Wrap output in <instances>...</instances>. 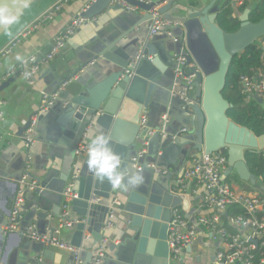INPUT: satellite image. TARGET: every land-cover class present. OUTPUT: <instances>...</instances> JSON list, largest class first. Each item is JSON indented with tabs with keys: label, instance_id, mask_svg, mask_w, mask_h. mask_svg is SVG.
Returning <instances> with one entry per match:
<instances>
[{
	"label": "water",
	"instance_id": "95a60500",
	"mask_svg": "<svg viewBox=\"0 0 264 264\" xmlns=\"http://www.w3.org/2000/svg\"><path fill=\"white\" fill-rule=\"evenodd\" d=\"M37 1L40 0H0V6L7 5L9 14L19 19ZM88 1L90 2L82 16L90 19L108 9H124L119 4H112L111 0ZM127 1L144 10L146 14L137 16L136 12H126L128 24L133 22L128 33L111 41L104 40L101 50H92L89 58L90 60L101 55L115 66H111L106 76L95 86L90 87L84 82L75 94L70 90L62 91L54 105L39 116L38 138L44 136V140L51 143L53 149L61 148L62 162L59 167L56 163L57 167L51 169L44 178L31 173V177L41 183L44 189L27 190L24 195L25 202L19 212V218L27 213L36 217L47 216L45 210L39 211L41 206L48 209L53 208L52 204L60 206L65 188L72 182V192L78 194V197L71 201V210L79 216L77 231L81 234L88 232L96 244L93 252L88 253L86 259L83 257V264H92L94 251L106 236L104 228L109 220L115 194L124 197L123 211L127 227L120 243L107 244L103 264H169L170 250L167 238L172 211L182 206L184 211H188L187 216L191 215L188 195L173 193L168 187L167 175H163L168 184L164 190L152 181L122 191L114 190L107 182L100 183L95 180L87 170V153L79 157L76 154L85 133L88 138L92 131L99 128L111 138V146L124 163L131 166V156L140 143L141 116L145 113L150 116L148 110L154 104L155 94L162 89V95L166 93L170 103V121L174 117L171 107L178 101L181 119L185 121L182 127H188L186 133L180 134L182 127L172 130L169 121L166 137H160L158 134L153 136L155 138L152 137L149 143L150 154L156 156L159 162L162 159L163 166L167 169L179 167L192 154L201 151H226L229 165L226 175L235 172L241 180L256 185L257 179L250 172L246 162V152L264 151V133L257 135L248 127L232 120L228 116L232 104L223 95L234 56L264 38V18L256 23L251 22V7H247L238 16L241 22L239 29L226 32L218 24L217 17L227 0ZM155 6H158L159 13L172 25L166 27L161 34L152 36L149 33L142 42H125L132 28L144 22L148 25L151 23V10ZM12 26L7 29L0 27V37ZM169 29L171 35L164 32ZM176 29L181 32L176 33ZM175 38L179 40L175 41ZM170 40L180 46L172 53ZM137 44L140 47H137ZM183 46L187 62L194 60L199 68L194 81L196 90L194 96L190 97L194 103L191 104L171 96L170 88L174 78L171 84L164 82V73L170 67H173V70L176 67L174 53H178ZM164 56L170 57L171 65L164 60ZM87 62V59L82 61L81 67L87 65ZM197 67L191 70L194 71ZM255 98L259 103H263L262 98ZM160 104L168 105L164 101ZM41 127L44 129L42 134ZM173 135L177 137L172 138ZM154 143L164 145L160 157L151 147ZM180 152L182 161L176 162L175 157ZM159 162L158 167H161ZM21 177L22 172L17 186ZM262 188L264 189V185ZM49 195L55 197L53 203H48ZM92 196L99 197L100 201H93ZM32 221L34 219L28 222L26 227H22V234L28 232ZM5 224L6 227L10 224L9 219ZM51 229L55 230V227Z\"/></svg>",
	"mask_w": 264,
	"mask_h": 264
},
{
	"label": "crops",
	"instance_id": "0c3cea01",
	"mask_svg": "<svg viewBox=\"0 0 264 264\" xmlns=\"http://www.w3.org/2000/svg\"><path fill=\"white\" fill-rule=\"evenodd\" d=\"M55 1L57 0H40L31 5L22 17L18 19L17 23L0 37V49L16 37L26 24H29ZM148 1L157 2L159 0ZM89 2L88 0H71L54 19L43 22L38 29L25 37L4 60L2 67H0V78L7 73H12L0 87V98L5 101L3 105H0V111L3 113V119L0 118V264L3 262L4 264H55V256L57 253L61 256V264H73V255L69 251L33 241L26 236V232H23V235L21 231L22 227H26V224L28 222L30 223L32 219H34L32 225H36L39 232L47 231L51 227L58 229L60 227L59 216L62 210L61 205L52 204L53 208L50 209L41 206L39 211L45 210L47 216L36 217L33 214L28 215L27 213V215L20 218V225L18 224L15 228L6 227L5 223L10 218L11 211L14 208V202L19 190V186H17L18 178L23 171L26 159V147L22 135L32 115L38 111L41 92L55 91L62 82L69 79L71 81L64 90H70L74 94L78 92L84 82L90 87L97 85L106 76L109 68L115 66V64L101 55L89 60L92 55V50L99 52L101 50V43L104 40L111 41V39L117 36H124L133 25V22L131 25L128 24L125 15L126 12L129 13L131 11L125 9H108L101 15L93 17L95 20L77 30L67 40L62 52L38 72L34 85L28 84L18 72V65L21 60L32 53L39 51L46 53L49 51L54 43L55 36L67 27L73 17L79 12L84 11ZM135 12L137 16L146 14L142 9H138ZM238 14L236 12V15ZM135 27L132 28L129 35L125 38V42H142L145 36L149 34V25L147 22ZM163 30L166 29L164 28ZM170 30L164 32L169 35ZM180 32L181 30L176 29V33L179 34ZM169 42L171 53L175 48L180 47L179 44H176L172 40ZM137 47H140V45L137 44ZM86 59L88 60L87 65L81 67V62ZM92 60L94 61L93 63H91ZM164 60L167 61L168 65H171L172 60L169 56H164ZM173 71V67H170L164 73V82L167 84H171L174 78ZM170 87L168 86V88ZM158 91L155 94L152 108L148 110L150 113V123L153 126L159 123L160 115L164 111V108L170 109V103L166 93L162 95V89ZM163 101L168 103V105H161L160 103ZM55 106L57 107V104ZM171 113L174 117L173 119L171 118L170 129H180L185 124V121L181 119L182 114L178 109V101L174 102L171 107ZM43 132L44 129L41 127V134ZM151 147L157 152L156 155L160 150L164 151V145L162 143H154ZM60 149H53L52 144L44 140V136L38 138L37 143L32 148L34 155L32 174L44 178L51 169L57 167L56 163L59 167V164L62 162ZM181 153L175 157L176 162L182 161L180 157ZM149 158L156 159L159 162L156 156L150 154ZM187 160L182 162L177 168L172 167L168 174H161L149 168L144 169L142 171L144 182H156L158 187L164 190L168 184L163 175H167L169 179L168 187L175 190L173 177L186 166ZM235 176H238L235 172L223 175L226 182L232 184L238 191L245 192L250 196H259L264 191L262 188L263 185L258 188L256 185H251L241 180L239 176V179H236ZM203 193H205V188L200 187L195 195L188 196L190 200V216L194 220L201 214L212 213L211 209L202 210L200 208ZM115 198L122 202V207H118L116 210L112 227L106 228L104 231L108 245L111 243H120L125 236L124 231L127 227L125 213L123 211L124 197L120 194H115ZM47 200L48 203H53L55 197L49 195ZM97 201H100V199ZM180 208L184 211L182 206ZM184 212L187 214L188 211ZM70 216L74 220H78L79 217L71 210V206ZM199 232L198 240L192 246V249L187 248L182 255V264H216L215 253L218 249L219 241L211 236L208 230L202 227H199ZM84 233L85 235L88 234V232ZM84 233H79L76 226L64 227L60 230L59 237L76 246L83 245L82 247L85 248L83 257L86 259L88 253L93 252L96 244L92 237L84 239ZM107 251L109 252L108 248ZM40 258L42 260H39Z\"/></svg>",
	"mask_w": 264,
	"mask_h": 264
},
{
	"label": "built area",
	"instance_id": "2783aa9c",
	"mask_svg": "<svg viewBox=\"0 0 264 264\" xmlns=\"http://www.w3.org/2000/svg\"><path fill=\"white\" fill-rule=\"evenodd\" d=\"M71 0H57L50 7L39 14L34 20L27 24L16 37L10 40L0 49V67L4 60L14 51L20 42L29 34L38 29L41 24L47 20H52L54 17L65 8ZM149 2L148 0H138ZM235 4H243L244 2H253L254 0H233ZM112 4H119L125 10L135 12L139 8L131 5L127 0H111ZM79 12L73 17L67 27L58 33L54 38V43L49 51L36 52L24 57L18 65L19 74L25 79L28 84L34 85L35 78L38 72L48 65L58 54L65 48L67 40L82 26L95 20L86 18ZM151 13L153 19L149 24V33L152 36L161 34L164 28L172 25L166 21L158 11V6H155ZM172 32L169 31V35ZM175 38V41H178ZM261 41V40H260ZM259 41V42H260ZM262 45H264L262 43ZM264 48V47H263ZM185 46L178 53H174L176 67L174 68L173 86L170 88L171 96L178 97L188 104L194 103L191 96H194L196 86L194 81L197 77L199 68L194 60L187 62L186 54H184ZM94 61L92 60L91 63ZM135 60L132 62L134 63ZM197 67L194 71L192 68ZM129 72V70H128ZM12 73H7L0 78V87ZM71 79L61 83L59 88L52 92H41L40 105L38 111L35 112L29 123L27 124L22 139L26 147V159L23 166L22 177L19 181L18 195L14 202V208L10 214V224L7 226L17 227L20 223L19 212L25 202V192L27 190L34 191L39 189L43 191L44 186L37 180L31 177L34 166V155L32 148L38 141L37 125L39 116L46 113L54 103L60 98V94L68 86ZM242 86V94L244 100L249 102L256 96L263 99L264 103V71L257 72L252 75H242L240 78ZM4 100L0 98V105L4 104ZM169 108H166L160 115V121L156 126L151 125L150 116L145 113L140 119V144L134 154L131 156V163L136 168L143 170L150 168L161 174H168L169 169L158 167L156 160L149 158V143L154 135L166 137V128L170 121ZM191 116L190 113H188ZM0 118L3 119V113L0 111ZM188 130L187 126L180 129L179 133L184 134ZM173 135L172 138H176ZM88 152L87 133H85L82 141L77 147L76 154L81 156ZM163 151H159L157 156H161ZM228 156L224 152L206 153L201 151L192 154L188 158L186 166L173 177L175 190L170 189L176 194H186L188 196L195 195L200 187L205 188L200 201L202 210H212L211 214H201L198 218L193 219L181 209H173L171 219L168 223V238L167 243L170 250L169 264H182L183 257L187 248L192 247L198 240L199 227H202L211 236L219 241L218 249L215 253L216 264H264V257H258L257 252L264 248V217H259V210L264 207V198L248 195L245 192L238 191L232 184L224 180L223 175L228 170ZM73 183L69 182L63 193L61 203L60 227L58 229H49L44 233L37 230L36 225L29 226L26 236L43 245H51L56 248L65 249L73 255V264H83V252L85 248L76 246L62 240L60 230L64 227H75L78 220L70 217L71 201L78 197V194L72 192ZM100 199L97 196H92L93 201ZM234 204H240L247 215L237 214L225 216L228 209ZM121 201L114 199L111 203L109 220L104 230L112 227L113 218L116 210L120 207ZM205 210V211H207ZM20 225V224H19ZM232 228V229H230ZM88 233L84 234V239L90 238ZM108 240L106 237L100 241L98 248L94 251L92 264H103L106 257V246ZM39 260H42L40 258Z\"/></svg>",
	"mask_w": 264,
	"mask_h": 264
},
{
	"label": "trees",
	"instance_id": "16d2710c",
	"mask_svg": "<svg viewBox=\"0 0 264 264\" xmlns=\"http://www.w3.org/2000/svg\"><path fill=\"white\" fill-rule=\"evenodd\" d=\"M234 4L233 0H227L218 13L217 22L226 32H235L239 29L241 22L238 16L247 7H251L249 15L251 22L256 23L264 18V0L247 1L241 5L236 4L237 6ZM236 12L239 14L236 15ZM262 43L264 44V38L234 56L223 91L224 97L232 104L228 116L236 123L248 127L257 135L264 133V103H259L255 99L249 102L244 100L240 78L242 75H252L264 71V45ZM224 154L227 155L226 151ZM246 162L250 172L257 179L256 186L260 188L264 185V151H247ZM235 177L239 179L238 176ZM259 197L264 198V191ZM227 214L247 215V212L240 204H234L228 209L225 216ZM258 215L264 217V207L259 210ZM261 253L264 257V248L257 252L258 257Z\"/></svg>",
	"mask_w": 264,
	"mask_h": 264
},
{
	"label": "clouds",
	"instance_id": "9594fccd",
	"mask_svg": "<svg viewBox=\"0 0 264 264\" xmlns=\"http://www.w3.org/2000/svg\"><path fill=\"white\" fill-rule=\"evenodd\" d=\"M17 21L15 15L9 14L7 5L0 6V27L7 29ZM86 165L95 180L107 182L114 190L136 188L144 182L142 170L126 165L111 146V138L99 128L89 134ZM55 264H61L59 253L55 256Z\"/></svg>",
	"mask_w": 264,
	"mask_h": 264
},
{
	"label": "rangeland",
	"instance_id": "374dc122",
	"mask_svg": "<svg viewBox=\"0 0 264 264\" xmlns=\"http://www.w3.org/2000/svg\"><path fill=\"white\" fill-rule=\"evenodd\" d=\"M153 138H155V137H153ZM159 165L161 166V168H163V169H165L166 167H164L163 165H164V162H163V160L161 159L160 160V162H159Z\"/></svg>",
	"mask_w": 264,
	"mask_h": 264
}]
</instances>
